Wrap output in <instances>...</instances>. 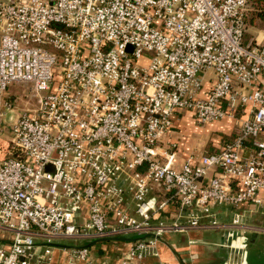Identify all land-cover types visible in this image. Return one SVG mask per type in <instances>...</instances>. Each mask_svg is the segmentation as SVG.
Returning <instances> with one entry per match:
<instances>
[{
  "label": "built area",
  "instance_id": "2783aa9c",
  "mask_svg": "<svg viewBox=\"0 0 264 264\" xmlns=\"http://www.w3.org/2000/svg\"><path fill=\"white\" fill-rule=\"evenodd\" d=\"M251 0H0V264H49L58 241L245 227L264 213V29ZM30 84L36 106L11 87ZM208 85V86H207ZM231 119L217 151L180 161L175 120ZM14 121V122H13ZM172 192L176 221L153 224ZM134 204V205H133ZM184 218L182 224L180 219ZM138 238L121 264L157 254ZM72 264H98L90 246Z\"/></svg>",
  "mask_w": 264,
  "mask_h": 264
},
{
  "label": "crops",
  "instance_id": "0c3cea01",
  "mask_svg": "<svg viewBox=\"0 0 264 264\" xmlns=\"http://www.w3.org/2000/svg\"><path fill=\"white\" fill-rule=\"evenodd\" d=\"M233 132L234 122L231 119L201 126L191 113H186L175 120L171 135L179 144L178 157L182 162L192 155L217 151L224 141L233 138ZM171 194L164 187L154 186L152 195L159 202L169 200V204L156 216L153 224L176 221L179 206L176 201H170ZM216 210L223 226L214 229L169 230L157 236L153 233L146 236L129 233L116 239L90 240L86 245L58 241L54 243L53 259L49 264H72L69 251L75 246H90L98 264H121L128 249L141 237L157 239V254H149L131 264H264V213L244 204L240 210L244 214L245 227L230 230L232 209L220 205ZM180 222L183 224L185 219L181 218Z\"/></svg>",
  "mask_w": 264,
  "mask_h": 264
},
{
  "label": "rangeland",
  "instance_id": "374dc122",
  "mask_svg": "<svg viewBox=\"0 0 264 264\" xmlns=\"http://www.w3.org/2000/svg\"><path fill=\"white\" fill-rule=\"evenodd\" d=\"M249 34H255L258 33L259 30L264 29V26L262 24V22L259 19H255V21L253 22L252 25H250L249 27ZM12 92H15L16 94H18L19 98H18V103L16 104L15 108L13 111H10L8 113V119L12 116L14 118V121L17 120V118L19 117L20 113H22L23 111L27 110V109H32L36 106V98L33 97L31 95L30 92V84L28 83H17L14 84L11 87ZM13 121V122H14ZM206 126V125H204ZM13 135L10 132V129L7 127L5 129V131L0 134V143H3L2 141H9L12 140ZM2 139V141H1ZM65 243L69 244V245H75V242L72 240H65ZM91 241H79L80 245H86L89 244ZM77 245V244H76Z\"/></svg>",
  "mask_w": 264,
  "mask_h": 264
},
{
  "label": "trees",
  "instance_id": "16d2710c",
  "mask_svg": "<svg viewBox=\"0 0 264 264\" xmlns=\"http://www.w3.org/2000/svg\"><path fill=\"white\" fill-rule=\"evenodd\" d=\"M256 18L259 19L264 26V0H251V8L246 17L247 32H249L248 27L253 24Z\"/></svg>",
  "mask_w": 264,
  "mask_h": 264
},
{
  "label": "water",
  "instance_id": "95a60500",
  "mask_svg": "<svg viewBox=\"0 0 264 264\" xmlns=\"http://www.w3.org/2000/svg\"><path fill=\"white\" fill-rule=\"evenodd\" d=\"M52 245H55V244H52Z\"/></svg>",
  "mask_w": 264,
  "mask_h": 264
}]
</instances>
